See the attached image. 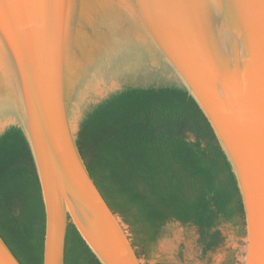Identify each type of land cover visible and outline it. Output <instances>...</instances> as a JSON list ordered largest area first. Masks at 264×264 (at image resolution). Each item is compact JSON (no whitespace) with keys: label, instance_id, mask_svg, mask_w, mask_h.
<instances>
[{"label":"water","instance_id":"95a60500","mask_svg":"<svg viewBox=\"0 0 264 264\" xmlns=\"http://www.w3.org/2000/svg\"><path fill=\"white\" fill-rule=\"evenodd\" d=\"M186 89L236 176L244 264H264V0H0V136L20 128L46 213L43 264L72 223L101 264H143L89 173L82 123L126 89ZM0 264H21L0 236Z\"/></svg>","mask_w":264,"mask_h":264},{"label":"trees","instance_id":"16d2710c","mask_svg":"<svg viewBox=\"0 0 264 264\" xmlns=\"http://www.w3.org/2000/svg\"><path fill=\"white\" fill-rule=\"evenodd\" d=\"M77 145L110 208L130 225L136 248L152 244L174 221L196 226L206 251L222 242L215 230L220 219L246 230L232 166L186 89L111 96L87 115ZM45 230L32 153L14 126L0 136V236L21 264H43ZM65 264H101L72 223Z\"/></svg>","mask_w":264,"mask_h":264},{"label":"rangeland","instance_id":"374dc122","mask_svg":"<svg viewBox=\"0 0 264 264\" xmlns=\"http://www.w3.org/2000/svg\"><path fill=\"white\" fill-rule=\"evenodd\" d=\"M128 230L130 225L126 224ZM218 230L222 242L206 251L199 229L191 224L169 222L161 227L156 240L137 250L143 264H244L246 230L220 219ZM172 244L173 250L163 251V244Z\"/></svg>","mask_w":264,"mask_h":264},{"label":"bare ground","instance_id":"6f19581e","mask_svg":"<svg viewBox=\"0 0 264 264\" xmlns=\"http://www.w3.org/2000/svg\"><path fill=\"white\" fill-rule=\"evenodd\" d=\"M162 249H163V251L168 252V251L173 250V246H172V244H168V243H166V244H163Z\"/></svg>","mask_w":264,"mask_h":264}]
</instances>
